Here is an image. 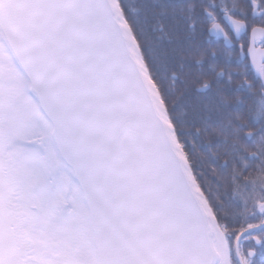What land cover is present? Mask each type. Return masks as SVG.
<instances>
[{"label": "snow or ice", "instance_id": "snow-or-ice-1", "mask_svg": "<svg viewBox=\"0 0 264 264\" xmlns=\"http://www.w3.org/2000/svg\"><path fill=\"white\" fill-rule=\"evenodd\" d=\"M0 264H264V0H0Z\"/></svg>", "mask_w": 264, "mask_h": 264}]
</instances>
